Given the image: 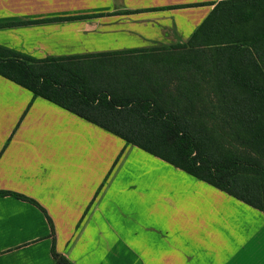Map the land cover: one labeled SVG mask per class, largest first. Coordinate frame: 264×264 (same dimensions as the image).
Listing matches in <instances>:
<instances>
[{"label":"crops","instance_id":"0c3cea01","mask_svg":"<svg viewBox=\"0 0 264 264\" xmlns=\"http://www.w3.org/2000/svg\"><path fill=\"white\" fill-rule=\"evenodd\" d=\"M222 1L0 0V47L42 60L186 44ZM0 191L43 209L0 196V264H57L53 242L68 264H264L261 211L2 76Z\"/></svg>","mask_w":264,"mask_h":264},{"label":"trees","instance_id":"16d2710c","mask_svg":"<svg viewBox=\"0 0 264 264\" xmlns=\"http://www.w3.org/2000/svg\"><path fill=\"white\" fill-rule=\"evenodd\" d=\"M0 76L264 214V0L219 2L166 48L34 60L0 47ZM51 256L68 264L54 242Z\"/></svg>","mask_w":264,"mask_h":264},{"label":"rangeland","instance_id":"374dc122","mask_svg":"<svg viewBox=\"0 0 264 264\" xmlns=\"http://www.w3.org/2000/svg\"><path fill=\"white\" fill-rule=\"evenodd\" d=\"M261 20H263V18L257 19L256 22H254V23H255L254 28H258V27H260V24L262 23ZM209 128H211V129L213 130V129L218 128V127H216V124H215V125H213V126H209ZM121 156H122V154L119 156L118 159L115 160L116 163L114 162L115 164H113V166H112L111 169L109 170L108 175H107V178H108L109 175L112 173L114 167L117 165V163H118L119 159L121 158Z\"/></svg>","mask_w":264,"mask_h":264}]
</instances>
